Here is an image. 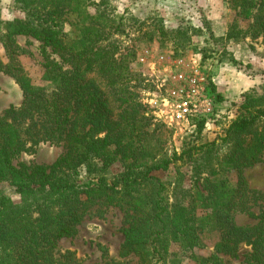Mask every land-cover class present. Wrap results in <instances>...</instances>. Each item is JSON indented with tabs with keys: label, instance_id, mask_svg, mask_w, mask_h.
<instances>
[{
	"label": "trees",
	"instance_id": "16d2710c",
	"mask_svg": "<svg viewBox=\"0 0 264 264\" xmlns=\"http://www.w3.org/2000/svg\"><path fill=\"white\" fill-rule=\"evenodd\" d=\"M229 1L237 10L236 21H248L252 35L264 40V0ZM14 2L29 19L0 20L6 59L0 60V73L14 80L23 100L0 116V183L8 182L23 204L14 206L0 195V264H76L71 252L59 258L53 252L60 239L75 235L98 204L124 213L123 245L140 264L163 262L170 242L190 251L198 233L211 232L219 233L215 254L192 256L194 264H221L216 254L238 258L241 245L250 248L244 264H264V210L259 214L252 210L264 204V192L251 190L243 177L264 154V94L244 95L219 143L213 140L178 156L162 157L153 152L160 144L158 135L144 131L149 118L142 115L144 108L129 89L133 73L128 56H135H115L118 45L109 37L121 23L113 25L115 20L101 7L103 0ZM161 33L168 32L161 28ZM20 36L40 43L46 55L42 85L32 83L19 66L17 57L25 53L16 42ZM145 137L151 139L150 145ZM40 143L63 144L65 152L48 166L13 164ZM217 147L225 152L216 158V169L195 184L201 164L196 165L199 160L194 156ZM183 157L191 165V178L197 177L189 191L181 184L177 188L186 196L185 204L178 199L169 203L165 185L152 173L167 171ZM116 162L123 171L108 181L105 172ZM81 170L87 181L80 179ZM229 172L236 174L235 184L225 177ZM141 186L150 187L149 193L139 194ZM34 199V206L29 205ZM237 213L256 223L238 226Z\"/></svg>",
	"mask_w": 264,
	"mask_h": 264
},
{
	"label": "rangeland",
	"instance_id": "374dc122",
	"mask_svg": "<svg viewBox=\"0 0 264 264\" xmlns=\"http://www.w3.org/2000/svg\"><path fill=\"white\" fill-rule=\"evenodd\" d=\"M101 7L110 19L115 20L114 26L121 23V27L109 37V40H114L118 45L115 56H135H128V67L133 73L129 89L139 102L144 98L145 92L152 88L141 78V67L136 63L137 55L146 50L151 51L152 56L161 55L167 60L183 59L185 65L198 59L219 99L213 123L192 133L188 131L174 134L154 119L147 105H142V115L150 121L144 131L150 133L155 130L154 138L157 135L159 138L160 144L156 145L154 153L170 158L213 140L219 143L228 124L237 116L238 109L244 102V95L264 94L263 37L252 35L248 21H236L237 10L230 8L229 0H103ZM90 11L93 12L92 7ZM14 19L26 21L29 16L16 7L14 0H0V20L8 23ZM161 28L168 33H161ZM65 30H68V26ZM16 42L25 51L17 57L23 73L32 83L42 85L40 78L46 55L42 52L40 43L27 36L16 37ZM48 53L49 50L46 54ZM51 56L55 58L54 55ZM0 60L6 62L1 43ZM22 100V91L14 80L0 73V116L10 106L18 107ZM144 140L150 145V138L145 137ZM64 152L63 144L40 143L33 151L22 152L14 159L13 164L48 166ZM224 152L225 148L219 147L208 154L199 150V154L195 155L191 151L190 155H195L194 158L199 160L196 165L201 164L199 177L195 182L197 176L191 178L192 168L186 161L188 156L175 161L167 171L153 172L152 175L165 185L164 197L169 203L178 199L185 204L186 196H181L177 189L179 184L185 192L191 189L193 182L200 184L201 179L208 177V173L216 169V158L221 157ZM149 153L152 151L149 150ZM82 171L80 179L87 181L86 174ZM122 171L121 164L116 162L106 170L105 178L109 181ZM225 177L235 184L234 172L227 173ZM243 177L251 190L264 192V154L260 163L244 170ZM149 190L150 187L141 186L138 193L148 194ZM0 195L9 199L14 206L23 204L22 197L8 182L0 183ZM36 201L29 200V205L34 206ZM252 210L259 214L264 210V204H257ZM234 221L238 226H252L256 223L241 213L234 216ZM124 227L125 216L121 210L95 205L76 227L73 237L62 238L57 242L54 257L59 258L66 252H71L76 264H140L138 258L123 245L121 230ZM218 237L219 233L216 232L198 233L197 244L190 251L183 250L179 243L170 242L164 261L161 260L158 264H194L192 256L208 258L215 254L214 245ZM249 250V246L241 245L237 252L238 258L222 254L216 256L221 264H244L243 257ZM156 259L157 256L153 261Z\"/></svg>",
	"mask_w": 264,
	"mask_h": 264
},
{
	"label": "built area",
	"instance_id": "2783aa9c",
	"mask_svg": "<svg viewBox=\"0 0 264 264\" xmlns=\"http://www.w3.org/2000/svg\"><path fill=\"white\" fill-rule=\"evenodd\" d=\"M136 63L141 78L151 89L141 99L151 109L154 119L176 133L206 128L215 120L219 102L211 80L198 59L185 65L184 60H167L151 51L139 53Z\"/></svg>",
	"mask_w": 264,
	"mask_h": 264
}]
</instances>
